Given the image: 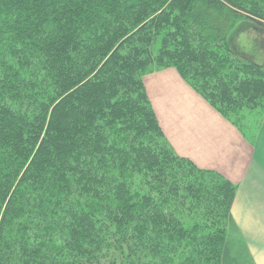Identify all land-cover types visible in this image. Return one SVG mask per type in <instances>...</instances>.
Here are the masks:
<instances>
[{
  "label": "trees",
  "instance_id": "trees-1",
  "mask_svg": "<svg viewBox=\"0 0 264 264\" xmlns=\"http://www.w3.org/2000/svg\"><path fill=\"white\" fill-rule=\"evenodd\" d=\"M240 21L264 28V0H0V264L250 260L237 187L174 152L142 81L174 67L228 121L262 109Z\"/></svg>",
  "mask_w": 264,
  "mask_h": 264
},
{
  "label": "crops",
  "instance_id": "crops-1",
  "mask_svg": "<svg viewBox=\"0 0 264 264\" xmlns=\"http://www.w3.org/2000/svg\"><path fill=\"white\" fill-rule=\"evenodd\" d=\"M165 73L145 78L164 134L178 155L237 187L230 212L237 239L254 264H264V107L247 136L181 82L169 81L160 89L157 78Z\"/></svg>",
  "mask_w": 264,
  "mask_h": 264
},
{
  "label": "rangeland",
  "instance_id": "rangeland-1",
  "mask_svg": "<svg viewBox=\"0 0 264 264\" xmlns=\"http://www.w3.org/2000/svg\"><path fill=\"white\" fill-rule=\"evenodd\" d=\"M229 43L232 45L231 50H233L234 54L237 56L236 59H241L245 61H251V62H261L260 64L264 63V28L255 26L252 22L249 21H240L237 23V25L234 27V29L229 33L228 36ZM159 47V42L155 43L153 46V51L156 52ZM262 58V60H261ZM163 72H166L164 75H159V80L157 78V83H159V88L167 86V82L174 81V82H181L183 86H185L187 89H189L193 94H195L197 97H199L205 104H207L217 115H219L223 120H225L227 123L233 125L237 131L240 132V129L243 130V132L249 136L250 135V128L256 127L257 123V117L261 114V109L256 110H247L242 109L238 111L236 116H232L231 120L228 121L223 116H221L209 103L193 89L188 85V82L178 73V71L174 67H165L162 69H159L158 71H152L151 73H148L143 76L142 81L145 88V78L149 75L154 74H163ZM172 84V83H169ZM168 84V85H169ZM148 101L150 103V106L153 110V113L156 117L157 123L161 129L162 135L165 139V141L172 147L171 143L169 142L168 138L164 134L161 124L158 120L157 114L155 112V109L153 107V103L150 101L148 95H147ZM173 148V147H172ZM174 150V149H173ZM174 152L178 155V153L174 150ZM181 157L180 155H178ZM187 159V158H186ZM191 161L190 159H188ZM192 162V161H191ZM193 163V162H192ZM194 164V163H193ZM195 165V164H194ZM196 166V165H195ZM197 167V166H196ZM199 168V167H198ZM202 169V168H199ZM205 170V169H202ZM216 174L220 175L218 172L214 171ZM221 176V175H220ZM223 177V176H222ZM224 178V177H223ZM227 180V179H226ZM231 183V182H230ZM232 184V183H231ZM228 233L230 235L231 243L233 246V253H237L240 249L245 250L243 243H241L238 239V229L236 226H234V223L229 226ZM239 237V236H238ZM247 251V250H246ZM249 254V252H247ZM249 256V255H248ZM250 259V260H249ZM248 262L251 264H254L251 258H249ZM240 262H242L240 260ZM248 262L245 264H248Z\"/></svg>",
  "mask_w": 264,
  "mask_h": 264
}]
</instances>
